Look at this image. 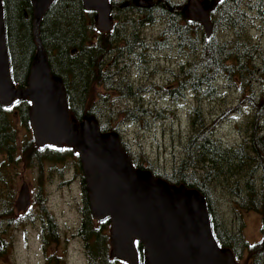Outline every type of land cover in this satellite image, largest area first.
Instances as JSON below:
<instances>
[{
    "label": "trees",
    "instance_id": "obj_1",
    "mask_svg": "<svg viewBox=\"0 0 264 264\" xmlns=\"http://www.w3.org/2000/svg\"><path fill=\"white\" fill-rule=\"evenodd\" d=\"M3 5L12 77L24 88L37 52L32 1L3 0ZM180 8L173 0L163 7L155 0L150 10H159L161 16L171 18L165 25L164 47L170 53L168 48L175 46L180 64L178 70L167 68L172 73L171 85L148 88L168 91L174 105L192 101L186 131L180 135L179 153L174 152L173 161L170 155L169 165L165 167L158 165L145 150L134 151L129 147L120 130L123 124L142 123L147 128L154 119H168L170 113L178 115L165 106L141 101L139 97L145 89L134 86L130 77L119 71L115 56L140 53L138 48L143 40L139 35H128L121 27L100 31L95 27V11L86 10L83 0H55L41 21L39 36L52 72L64 81L71 118L80 122L86 116H94L103 132L120 133L135 167L149 170L171 184L197 189L206 198L219 245L231 249L236 263L264 264V219L261 240L251 244L240 230L229 228L217 198L219 192L230 195L240 211L264 215V44L254 37V23L264 22V0L220 1L211 11L214 25L211 36H206L199 24L185 18ZM143 56L139 54L137 60L143 61ZM234 90L240 98L225 97ZM187 91L193 92L194 98H183ZM117 97L128 99L130 104L117 107ZM207 100L221 103L211 110L205 106ZM30 106L28 98L16 99L13 109L0 104V186L11 187L13 171L17 173L21 163L26 168L45 163L57 168L70 164L83 176L78 152L72 146L37 145L30 124ZM226 117L233 118L231 122L241 132L240 140L234 145L218 134L219 125ZM14 120L20 122L24 131L20 146V129ZM83 183L86 190L85 180ZM13 199L8 192L0 195L4 203L0 217L14 215L10 203ZM44 201L43 197L36 198L34 203L40 207L49 238L45 242L49 245L59 241L60 231ZM29 218L18 216L17 220L22 223ZM110 228L109 218L93 217L86 196L84 223L79 234L84 240L88 264L126 263L110 254ZM0 240L1 257L5 243ZM136 247L139 264H145L144 245L137 242Z\"/></svg>",
    "mask_w": 264,
    "mask_h": 264
},
{
    "label": "water",
    "instance_id": "obj_2",
    "mask_svg": "<svg viewBox=\"0 0 264 264\" xmlns=\"http://www.w3.org/2000/svg\"><path fill=\"white\" fill-rule=\"evenodd\" d=\"M31 1L37 52L27 85L22 88L12 77L0 0V104L11 107L16 99L28 98L37 145H68L78 152L92 215L111 222V256L127 264H139L136 243L140 242L145 248V264H236L231 249L220 246L214 236L203 194L135 167L120 133L103 132L94 116L80 122L71 118L64 81L52 72L39 36L41 21L55 0ZM220 1L189 0L183 11L204 28L206 36H211V11ZM134 3L142 8L154 5L153 0ZM83 4L86 10L95 11L98 30L113 28L111 0H83ZM31 203L30 187L24 182L17 197V211H26Z\"/></svg>",
    "mask_w": 264,
    "mask_h": 264
},
{
    "label": "rangeland",
    "instance_id": "obj_3",
    "mask_svg": "<svg viewBox=\"0 0 264 264\" xmlns=\"http://www.w3.org/2000/svg\"><path fill=\"white\" fill-rule=\"evenodd\" d=\"M254 37L259 42L264 44V22L260 21L254 23ZM146 27L148 36L158 34L161 31V24ZM261 25V27H257ZM201 29L204 28L201 26ZM205 32V31H204ZM224 32V31H222ZM142 53L141 51H138ZM146 53V51H144ZM135 55L117 54L115 56L120 73L124 77H130L131 82L136 84V87H143L145 89L141 101L151 105L165 106L169 110H174L178 115L170 113L168 119L153 120L144 128L142 123H128L123 124L121 130L124 141L134 151L145 150L147 154L154 158L161 167L169 165L173 155L172 161L176 159L174 152L179 153V146L181 144L180 135L186 131L187 128V113L192 101L185 100L177 105L171 101L168 91H156L154 88H148L151 85L169 86L173 83L172 73L167 70H178L180 61H177L178 56L172 61H166L167 55H164L162 64L156 66V62H151V66L144 69L137 67L136 61L132 58ZM129 60L132 62L129 64ZM128 62V66L125 62ZM156 68V71H155ZM258 83L255 82V87ZM187 91L183 98H194V93ZM139 96V95H138ZM226 98H240L236 90L225 95ZM118 98V97H117ZM220 98V97H219ZM190 100V99H189ZM220 100H207L205 102L206 108L211 110L217 109ZM130 104L128 99L116 100V105L119 108L126 107ZM219 111V109H218ZM16 116V115H15ZM230 116V115H229ZM222 119V125H219L218 134L229 144H236L241 138L239 132L231 120L233 118ZM18 120H20L18 118ZM15 121L20 129L19 146L24 139V131L19 121ZM121 136V135H120ZM3 156V155H2ZM79 173L73 166L61 165L60 167H53L45 163L41 167H23L20 164L17 173L13 171V178L11 187L4 188L0 186V195L9 193L14 196L13 201H10L13 208L14 215L11 217H0V238L5 243V253L0 257V264H44L46 254L57 256L52 264H88V259L85 255L84 244L77 235H72L78 229L79 215L77 207L80 210L82 206V197L80 192V184L78 182ZM84 176V175H83ZM24 182L30 187L32 204L24 212H18L16 208L17 197ZM45 200L47 211L53 216L58 224L60 231L59 241L49 245L44 244V239L47 232H44V220L40 213V207L35 204L36 198ZM219 200V208L222 212L223 219L227 222L230 229L235 232L241 231L245 239L251 244L261 240L262 235V221L264 215L255 211H240L235 208L233 199L230 195H224L219 192L217 194ZM4 203L0 201V212H2ZM83 207V206H82ZM28 215L30 218L22 223L17 220L18 216L22 218ZM12 219L13 221H11ZM11 224V225H8ZM43 228V229H41ZM1 241V240H0ZM47 251L45 252V247ZM127 264V263H119ZM236 264H246L245 261H240Z\"/></svg>",
    "mask_w": 264,
    "mask_h": 264
},
{
    "label": "flooded vegetation",
    "instance_id": "obj_4",
    "mask_svg": "<svg viewBox=\"0 0 264 264\" xmlns=\"http://www.w3.org/2000/svg\"><path fill=\"white\" fill-rule=\"evenodd\" d=\"M112 1V15L114 18V26L113 27H121L125 28V32L128 35H133V34H138L139 38L143 40L141 43L142 46H140V51L143 53V61L137 60V57L139 54L137 52H133L136 57L132 56V58L136 61L137 67H140L141 69L144 67L148 68L151 66V62H156V66H159L162 64L161 61L164 60V55H167L166 61H172L174 58L177 57V50L175 49V46L173 45L172 48H168V51L171 53L166 52V48L164 47L165 44V38L166 34L164 32L165 30V25L171 22V18L169 16H161L159 10H154L150 12L151 8H142V7H137L134 3V0H111ZM158 1L161 6H167L168 0H156ZM176 1L177 4L181 6L180 11L183 12V14L186 16L185 18H188L187 12L183 11L184 6L188 3L189 0H173ZM204 1V0H200ZM155 4V0H153ZM154 7V5H153ZM190 20V19H189ZM192 21V20H191ZM194 23H197L195 21H192ZM157 24H161L162 29L161 31H157L158 34L152 35L151 37L148 36L146 31V27L150 25L158 26ZM198 24V23H197ZM201 26V25H200ZM146 51V53H144ZM131 54V55H132ZM145 57V58H144ZM145 61V62H144ZM179 61V57L177 59ZM132 63L129 60V64ZM125 65L128 66V62H125ZM156 71V68H155ZM84 176H78V182L80 184V192H81V197H82V206L80 207V210L77 207V213L79 215V226L78 229L72 233V235L76 234L77 235V240L79 239L81 242L84 244V240L82 239V236L79 234V229L80 227L83 226L84 223V207H85V200L86 196L88 198L87 191L85 190L83 180ZM89 202V198H88ZM90 207V203H89ZM43 229V228H41ZM45 232V228H44ZM47 232V231H46ZM262 238V236H261ZM46 240L49 239H44V244H46ZM55 243V242H52ZM45 247V245H44ZM48 248V247H47ZM47 248L45 247V252L47 251ZM47 252H52V251H47ZM57 256H54L53 254L50 255V253L46 254V259L44 264H52L54 259H57Z\"/></svg>",
    "mask_w": 264,
    "mask_h": 264
}]
</instances>
